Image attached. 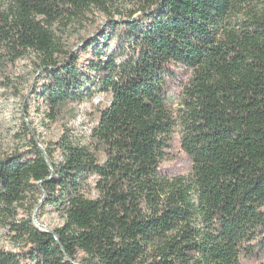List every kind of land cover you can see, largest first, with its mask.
I'll return each instance as SVG.
<instances>
[{
  "label": "trees",
  "instance_id": "16d2710c",
  "mask_svg": "<svg viewBox=\"0 0 264 264\" xmlns=\"http://www.w3.org/2000/svg\"><path fill=\"white\" fill-rule=\"evenodd\" d=\"M93 11L104 27L81 65L57 29ZM29 53L49 119L96 92L110 102L93 148L63 135L0 152V213L23 246L0 264L261 263L264 0H0V74ZM176 131L188 176L160 169ZM25 202L60 206L64 223L17 219Z\"/></svg>",
  "mask_w": 264,
  "mask_h": 264
},
{
  "label": "rangeland",
  "instance_id": "374dc122",
  "mask_svg": "<svg viewBox=\"0 0 264 264\" xmlns=\"http://www.w3.org/2000/svg\"><path fill=\"white\" fill-rule=\"evenodd\" d=\"M123 7L129 8L124 4ZM114 19L119 21L121 17L114 15ZM103 27L104 16L93 11L85 21L66 27L60 26L57 34L65 50L81 54L80 62L83 65L90 58L91 51L82 53V48L92 37L99 36ZM113 44L114 40L109 39L104 52L110 51ZM103 49L105 47L102 51ZM37 64V56L29 53L16 60L4 74H0V152L25 151L30 147L29 140L33 137L41 148H53L63 135L71 141L89 144L93 148V144H90V134L97 124L99 111L109 104L110 96L96 92L93 98L70 104L62 115L49 119L45 114L40 93H35V90L41 92V84L45 80V76H40L37 72ZM174 100V106L177 107V99ZM97 155L101 161L104 160L102 152ZM55 158L57 160L60 158L58 150L55 152ZM190 167V159L180 145V133L176 131L167 148V154L160 163V169L170 174L188 176ZM92 181L93 177H90L86 191V195L90 198L96 196L92 189ZM15 212L17 219L29 217L40 229L59 227L64 223L65 218L60 206L50 204L44 207L38 204L34 208L32 202H25L16 206ZM10 219L0 213V249L18 252L23 246L12 237L6 227L5 221ZM245 264H264V259H261L260 263L254 258H248Z\"/></svg>",
  "mask_w": 264,
  "mask_h": 264
}]
</instances>
